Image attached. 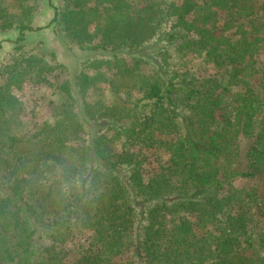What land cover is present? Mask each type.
<instances>
[{
	"label": "trees",
	"instance_id": "1",
	"mask_svg": "<svg viewBox=\"0 0 264 264\" xmlns=\"http://www.w3.org/2000/svg\"><path fill=\"white\" fill-rule=\"evenodd\" d=\"M53 9L51 24L81 50L95 49L98 40L135 51L162 36L177 54H203L218 75L198 79L181 68L152 78L116 74L115 92L142 93L129 110L126 104L104 110L122 150H140L122 180L110 141L101 145L99 135L89 144L68 81L59 86L65 96L54 121L25 130L13 90L30 79L45 82L51 68L40 57L16 55L12 71L4 67L0 76V95L8 98L0 113V264H77L64 246L76 221L91 227L97 241L84 264H127L129 253L137 264H264V231L249 214L264 202V182L260 191L219 195L233 178L240 136L254 138L249 165L264 176V0H62ZM26 30L39 28L20 26L17 43ZM100 66L74 79L87 109L88 92L103 77ZM257 76L255 103L235 94L234 118L220 124L222 100L212 96L209 103V89L230 93L233 79L246 87ZM200 98L203 109L193 111ZM43 227L53 238L37 247L34 234Z\"/></svg>",
	"mask_w": 264,
	"mask_h": 264
},
{
	"label": "rangeland",
	"instance_id": "2",
	"mask_svg": "<svg viewBox=\"0 0 264 264\" xmlns=\"http://www.w3.org/2000/svg\"><path fill=\"white\" fill-rule=\"evenodd\" d=\"M61 4L62 0H51V2L49 0H0V11H2L0 18V76L4 67L7 71H12L13 60L19 53L42 58L51 68L50 72L44 74L46 81L36 83L31 79L26 80L21 89L13 90L15 98L18 100L17 103L22 107L20 118L24 123L25 130H32L34 123L45 130V125L54 121L55 112L65 96L60 92L59 86L68 81L77 101L75 111L80 124L85 127L89 144L94 147L97 137L104 135L99 142L106 146L110 141L111 162L115 171L121 175L122 180H126L129 173L128 163L136 158L140 150L137 145L128 146L127 150H122V142L114 138L115 129L111 125L112 121L105 117L104 110L107 106L118 107L124 104L129 110L141 101L142 93L135 89L115 92L112 84L115 83L116 74L133 72L152 78L157 76L158 72L164 73L165 68L169 74L175 69L181 68L189 70L198 79H205L217 76L218 73L212 68V65L207 64L203 54L195 51L177 54L175 49L164 44L162 36L135 51L120 48L116 44L100 46L98 40L95 41V45H98L95 49L81 50L77 45L67 41L60 27L58 28L55 23L51 24L54 17L53 7L59 8ZM3 24L8 27L2 28ZM20 26L39 28V30H26L23 41L17 43ZM20 45L23 46V49L17 52L16 47ZM259 59L264 62V53L260 55ZM97 66H100L103 77L96 84V88L88 92L86 102L89 107L87 109L80 94L76 91L74 79L82 70L90 75L95 74ZM163 78L166 76L163 75ZM258 78L257 76L246 87H238L234 79L230 82V78H226V81L219 84L223 88L229 81L230 93L224 92L222 89L221 91L209 89L207 97L209 103H211L212 96L222 100L216 109V118L220 124L224 123L226 118H234V108L238 105L233 100L235 94H240L238 99L240 101H245L247 104L255 103ZM202 95L205 94L202 93ZM197 100L198 102L193 104V111H198V107L201 108L202 98ZM7 102L8 98L0 95V113L4 112ZM109 115L113 117L114 111ZM263 115L264 112H261L259 120ZM253 142V137H239L238 158L233 166V178H230L224 188L219 191L220 196L232 197L236 192L249 188L261 190L264 176L255 173L250 168V160L247 156ZM148 160L152 159L147 157V160L142 162V166L147 170L150 166L147 164ZM249 214L257 222L258 231H264V202L256 205L249 211ZM76 223V229L64 241V246L70 251V261L84 264L86 257L95 252L97 241L91 227L84 222L76 221ZM50 229H36L34 237L37 247L50 244L53 238ZM247 254L250 252L248 251ZM122 261L127 264H137V259L131 258L130 253Z\"/></svg>",
	"mask_w": 264,
	"mask_h": 264
}]
</instances>
